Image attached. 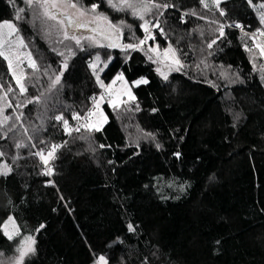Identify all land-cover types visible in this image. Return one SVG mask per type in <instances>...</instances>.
<instances>
[{
    "label": "trees",
    "instance_id": "trees-1",
    "mask_svg": "<svg viewBox=\"0 0 264 264\" xmlns=\"http://www.w3.org/2000/svg\"><path fill=\"white\" fill-rule=\"evenodd\" d=\"M70 1L85 9L98 5L113 24L124 21L119 43L144 38L143 21L107 0ZM157 2L172 7L158 17L164 35L153 28L148 44L174 46L184 63L167 80L141 49L81 50L63 39L60 24L35 18L23 0H0V21L16 24L40 68L25 67L28 87L20 95L0 58V84L14 89L8 111L15 125L0 127L6 154L0 165L12 168L0 175V224L13 216L21 237H35V252L23 264H97L99 256L108 264H264V70L252 59L264 29L256 7L264 0H224L223 16L200 0ZM19 8L25 11L16 20ZM69 48L75 55L58 90L49 92V76L62 70L57 53L68 55ZM97 54L111 57L106 84L120 73L130 83L148 82L134 88V101L118 109L105 105L108 123L100 131L68 135L54 117L63 115L72 126L73 112L83 116L92 108L90 98L103 91L89 67ZM18 102L26 107L15 114ZM53 144L63 146L47 165L52 174L44 175L46 165L34 153L46 156ZM40 224L45 227L35 231ZM21 237L9 240L0 230V264L18 256Z\"/></svg>",
    "mask_w": 264,
    "mask_h": 264
},
{
    "label": "snow or ice",
    "instance_id": "snow-or-ice-1",
    "mask_svg": "<svg viewBox=\"0 0 264 264\" xmlns=\"http://www.w3.org/2000/svg\"><path fill=\"white\" fill-rule=\"evenodd\" d=\"M10 3H13L14 0H9ZM25 4H27L34 12V16L37 19L41 20H52L62 27V33H63V39H70L74 41L75 45L77 47H80L81 50H83L82 47V41L87 40L89 43V46H100V47H106V48H115L120 47L122 51H127L129 49L135 51L139 50L140 46L144 45L146 41L148 40H155V35L152 34V29H158L161 35H164L163 28L160 27V23L158 20L159 16H162L164 14L163 10L168 9L169 7H172L167 2L164 3H158L157 0H107V4L110 8L114 9L118 12H128L132 16L136 17L137 19L143 21V23L140 24V28L144 32V38L139 40L138 44H121L119 41L121 40L122 36V27L124 25V21H120V24H113L109 18L104 15L103 13H97L96 10L98 8V5L93 4L91 5L90 9H81V15L86 14L87 12H91L95 15V23L93 25V22H81L80 20H75L71 16L61 13L58 6V0H23ZM247 2L251 5L252 0H247ZM201 5H203L204 8H212L215 7L219 12L220 15H225V12L220 9V3L221 0H200ZM70 7L76 8V3H70ZM25 11L24 8L17 9V15L15 17L16 20L21 19V13ZM257 12L259 14V20L262 25H264V3H261L259 7L257 8ZM189 13H185V15H188ZM191 15H196V13L193 11L190 13ZM150 15H156L157 20H149L146 19V17ZM63 17V18H61ZM100 21H106L107 26L106 28H101L99 22ZM234 27H238L242 29V26L239 24L230 25ZM130 27V26H128ZM88 29L90 30L94 35L90 36H78L73 32L70 33L69 29L76 30V29ZM7 30L5 33L3 30ZM217 31L220 33V36L224 35V25H220ZM259 35L264 36V29L258 30ZM13 34H16L19 39V45L20 47L26 48L27 45L24 44L23 38L19 37V29L16 26V24L10 20H2L0 21V58H2L4 61L7 62V67L12 75V77L15 79L16 85L19 88L20 95H24L27 92V85L22 82L21 76H17L16 71L13 69V42L10 40H7V37H11ZM99 36V39L96 38V36ZM247 35V33L245 34ZM255 33L252 34V38L254 39ZM104 41H107V43H104ZM216 43V40H212L211 43L207 45L208 48H212L213 44ZM159 46H157L158 48ZM257 48L260 49V53L264 55V46H261L259 44L256 45ZM149 52H155L156 49L149 48ZM171 53V56L169 54ZM18 55V53H17ZM29 64L28 67L32 68L34 72L40 71L39 66L35 63L34 60H31V54L29 53ZM57 55L64 57L62 62V70H60L58 73L53 71L52 74L49 76V84L47 86V90L49 92L53 90H58L57 86L61 84V79L63 76V70H66L68 68V60L72 55H75V53L72 51L71 48L68 49V55H65L64 52H58ZM149 60H152L153 63H157L160 60V55L158 54L156 58H154L152 55H149ZM163 59L169 61V63L166 65L168 67V70H175L180 71L183 67V64L181 63L179 57L176 55V50L172 49L171 45L168 46L167 49L163 52ZM22 61H17V63H21ZM111 62V57L108 58L107 62H102L101 57L99 54L95 56V62L90 63L89 67L93 70V75L96 77V81L99 84L101 88L105 89V92L108 96V103L113 109H118L121 104H126L127 101L117 98L116 100H113L112 97H122L123 95L129 96L131 99H135L134 96L131 95L130 90L125 93L118 94L116 91L112 89V85L116 83L117 80H120L124 83H127L124 81L123 73H120L113 79L111 84L105 85L104 82L100 79L99 72H102L104 70V67H107V63ZM99 63H103L104 67H99ZM173 65L175 67H173ZM199 67V66H198ZM157 73L160 74L165 80L168 78L167 74L163 71H161V68L158 66L156 69ZM44 74L48 75L47 68L44 70ZM227 78L226 73H222ZM147 83V80H137L134 82L137 86L140 83ZM14 92V89L11 85H8L7 90H4V85L0 84V127H4L8 124V121L12 119L9 115H4V112L6 108H12L13 102L8 99V94ZM43 95V94H41ZM41 99L40 96L33 97L31 99H27V103L31 104L33 102H38ZM93 107L91 109H88L87 115L84 117H81L78 112L72 113V119L76 120L80 123L75 128H72L69 125L68 119H65L63 115H57L54 117L56 121H60L63 124L64 131L66 134L71 135L73 131L80 132L81 129L84 131H100V125L103 121H97L95 123H89V118L94 116L97 111H99V100H104L105 95L101 94L99 98L97 97H91ZM16 108L26 107V104L23 102H18L15 104ZM138 108V106H137ZM100 115L103 117V113L100 112ZM23 117V113L21 112L19 115L15 117L17 120H21ZM8 130H11V126H9ZM149 136H153V134L149 133L147 134ZM63 145H57L53 144L51 145L50 149L47 152V157L44 155V150H41L37 153H34V155H37L40 157L41 161L47 166L49 163V159H55L56 158V152L62 147ZM17 148L25 147L22 143L16 144ZM101 148L105 147V145L101 144ZM157 148H160L161 146L159 144L156 145ZM6 154L4 152H0V157H4ZM18 157H14V159H17ZM12 168L7 163H4L0 165V175L7 176L11 173ZM53 172V169L47 168V170L44 172V175H51ZM49 183H52L49 181ZM11 226V231L9 230ZM45 227V225L40 224L38 228L35 229V231L39 232ZM128 230L130 232L135 231V227L130 223L128 224ZM0 230H2L3 235L6 236L9 240H13L14 237H21L20 228L16 225V221L13 216H8L7 219L0 224ZM35 237L32 235H26L22 236L20 240L18 241V247L15 249V251L18 253V256L13 257L11 260H9L8 264H23V261L25 257L31 253L35 252ZM97 264H108V261L105 259L104 256H99L97 260Z\"/></svg>",
    "mask_w": 264,
    "mask_h": 264
},
{
    "label": "rangeland",
    "instance_id": "rangeland-1",
    "mask_svg": "<svg viewBox=\"0 0 264 264\" xmlns=\"http://www.w3.org/2000/svg\"><path fill=\"white\" fill-rule=\"evenodd\" d=\"M222 1H224V0H221V2ZM70 3H72L70 0H58V6H59V10H60V12L61 13H64V14H67V15H69V16H71L73 19H75V20H80L81 22H93V25H94V23H95V15L94 14H92L91 12H87L86 14H84V15H81V9H85L84 7H82V6H80V5H77V7L76 8H72V7H70ZM259 7V6H258ZM258 7H256V9L258 8ZM96 12L97 13H99L98 12V10H96ZM99 24H100V27L101 28H106V26H107V22L106 21H100L99 22ZM5 33L7 32V30L5 29V30H3ZM71 32H73V31H70V33ZM74 33L76 34V35H78V36H90V35H94L91 31H74ZM19 37H22L23 38V36L21 35V33L19 32ZM96 38L97 39H99V36L97 35L96 36ZM7 40H10V41H12L13 42V49H12V51H13V55H12V60H13V69L16 71V74H17V76H21V78H22V82L24 83L25 82V78H26V71H25V67H28V64H29V62H30V60H29V53L31 54V60H34L35 61V57H34V54H33V50H32V47L30 46V44L23 38V41H24V44H26L27 45V47L26 48H24V47H20V45H19V39H18V37H17V35L16 34H13L11 37H7ZM121 40H122V36H121ZM149 41L150 40H148V41H146V43L144 44V45H142V46H140V49L145 53V55L147 56V58L149 57V55H152L154 58H156L157 57V55L159 54L160 55V60L157 62V63H153L152 62V60H150V62L152 63V64H154V66H155V70L157 69V67L159 66L160 68H161V71H163V72H165L166 74H167V77L169 78L172 74H174V73H181L182 71H183V68H184V63H183V60H182V58L180 57V55H179V53H178V50L174 47V46H172L171 45V47H172V49H175L176 50V55L179 57V59H180V61H181V63L183 64V67L181 68V70L180 71H175V70H168V67L166 66L168 63H169V61H167V60H164L163 59V52H164V50L165 49H167V48H160V47H158L157 48V46L156 45H154V46H151V45H149L148 43H149ZM104 43H107V41H104ZM257 44H259V45H261V46H264V37H262V36H259V37H257L256 38V40H255V52H253V54H252V59H253V61H254V63H255V65L258 67V69L259 68H261L262 70H264V55H262L261 53H260V49L259 48H257L256 47V45ZM82 46L84 47V46H86V47H90V48H92V47H96V48H105V47H100V46H89V43L87 42V40H84V41H82ZM149 48H152V49H156V51L155 52H149L148 51V49ZM17 53H18V55H17ZM169 56H171V53L169 54ZM100 57H101V61L102 62H107V61H104L103 60V58H102V55H100ZM149 59V58H148ZM22 61L21 63H17V61ZM93 62H95V59L91 62V63H93ZM35 63H36V61H35ZM6 64H7V62H6ZM108 65H109V63H107V67H108ZM99 67H104V65H103V63H99ZM107 67H104V70L102 71V72H99V76H100V79L103 81V79H102V76H103V73H104V71L107 69ZM173 67H175L174 65H173ZM157 72V71H156ZM9 73H10V71H9ZM158 74V73H157ZM161 78H163L160 74H158ZM10 76H11V78H12V80L14 81V83L16 84V82H15V79L12 77V75H11V73H10ZM117 77V76H116ZM124 77V76H123ZM167 78V79H168ZM164 79V78H163ZM166 79V80H167ZM138 80H147L146 78H141V79H138ZM165 80V79H164ZM113 81V80H112ZM111 81V82H112ZM124 81H126L127 83H124V82H122V81H120V80H117L116 81V83L114 84V85H112V89L114 90V91H116L118 94H120V93H125V92H127V91H129L130 90V92H131V95L132 96H134L135 97V94H134V88L135 87H138V86H140V85H145L146 83H140L138 86L136 85V84H134V82L133 83H130V82H128L127 81V79L124 77ZM137 81V80H136ZM148 81V80H147ZM104 82V81H103ZM111 82L110 83H108V84H106L105 82H104V84L105 85H109V84H111ZM17 86V85H16ZM18 87V86H17ZM19 89V88H18ZM103 89V91H102V93L101 94H104L105 95V99L104 100H99L98 99V104H99V111H97L96 112V114L94 115V116H92V117H90L89 118V123H95V122H97V121H103L102 123H101V125H100V129H103V127L108 123V116H107V114H106V112H105V109H104V107H105V105L106 104H108L109 105V103H108V96H107V94H106V92H105V89L104 88H102ZM101 94H99L98 96H97V98H99L100 97V95ZM9 96V95H8ZM9 98V97H8ZM117 98H120V99H123V100H125V101H127V102H131V101H134L133 99H131L129 96H127V95H123L122 97H112V99L113 100H116ZM123 104H121L120 105V107L122 106ZM110 106V105H109ZM92 107H93V105H92ZM111 107V106H110ZM16 107H14V113L16 114L17 112H16ZM100 112H102L103 113V117L100 115ZM4 115H9L10 116V113H9V111H8V108H6V110H5V112H4ZM0 118H2V117H0ZM13 120L12 119H10L9 121H8V124L7 125H5L4 127H6V130L9 128V126H11V130H13L14 129V127H15V125L13 126L12 124H13ZM45 157H47V155L45 156ZM52 159H49V162L51 161ZM15 219V218H14ZM16 221V220H15ZM16 225L18 226V224H17V222H16ZM10 231H11V226H10V229H9ZM16 238H18V237H14V239H16ZM13 239V240H14ZM27 257V256H26ZM25 257V258H26ZM23 263H24V261H23ZM7 264H8V262H7Z\"/></svg>",
    "mask_w": 264,
    "mask_h": 264
},
{
    "label": "built area",
    "instance_id": "built-area-1",
    "mask_svg": "<svg viewBox=\"0 0 264 264\" xmlns=\"http://www.w3.org/2000/svg\"><path fill=\"white\" fill-rule=\"evenodd\" d=\"M87 114H85V115H83V116H81V117H84V116H86ZM73 125L71 126L72 128H75L77 125H78V123H80V122H78V121H76V120H73ZM47 168H48V166H46V170H47Z\"/></svg>",
    "mask_w": 264,
    "mask_h": 264
}]
</instances>
